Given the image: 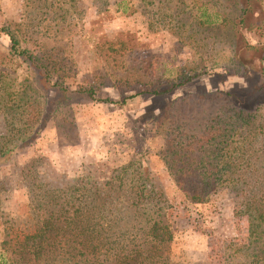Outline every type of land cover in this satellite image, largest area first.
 I'll return each instance as SVG.
<instances>
[{
  "label": "rangeland",
  "instance_id": "obj_1",
  "mask_svg": "<svg viewBox=\"0 0 264 264\" xmlns=\"http://www.w3.org/2000/svg\"><path fill=\"white\" fill-rule=\"evenodd\" d=\"M162 2L0 0V28H10L22 47L43 61L52 82L59 78L71 90L94 87L100 97L115 102L128 98L122 106L83 100L64 107L75 121L74 133H59L50 120L34 145L19 152L11 166H0V246L10 222L23 225L34 217L27 206L34 205L29 204L35 187L31 191L28 182L35 179V166L32 175L27 172V180L21 168L29 171L33 161L42 159L37 166L39 179L48 184L46 175L73 180L92 169L109 175L141 159L167 201L173 264H252L256 259L257 249L248 247L247 218L237 214L236 194L218 188L207 203L192 204L178 189L164 159L174 143L171 139L186 142L194 129L198 130L194 135L201 136L205 119L219 114L217 105L202 95L250 89L257 81V76L243 80L222 68L231 55L227 29L204 31L189 19L202 6L223 18H237L241 1ZM257 6L247 39L264 46V0H257ZM181 19L185 20L177 23ZM10 45L8 37L0 36V70L11 73L12 88L32 86L31 102L44 111L51 100L45 81L29 63L11 55ZM201 66L207 67L205 76L168 92ZM220 109L226 112L225 107ZM6 131L5 116L0 114V134Z\"/></svg>",
  "mask_w": 264,
  "mask_h": 264
},
{
  "label": "trees",
  "instance_id": "obj_2",
  "mask_svg": "<svg viewBox=\"0 0 264 264\" xmlns=\"http://www.w3.org/2000/svg\"><path fill=\"white\" fill-rule=\"evenodd\" d=\"M240 1L237 18H223L221 13L202 6L189 19L204 31L227 29L232 37L231 55L222 68L243 80L257 76V81L250 89L202 95L217 105L219 114L200 125L201 136L194 135L198 131L194 129L186 142L171 139L174 143L164 159L178 189L192 204L207 203L218 188L236 194L240 200L237 214L248 221V247L257 249L252 264H264V46L252 45L247 39V33L253 30L257 0ZM2 35L10 40L11 55L39 72L51 100L44 111L39 104L33 106L34 88H12L11 73L0 70V114L7 125L6 133L0 134V166H11L19 152L34 145L50 120L59 133H74L75 121L70 111L64 113V107L83 100L122 106L128 100L115 102L100 97L94 87L71 90L59 78L52 82L43 61L22 47L15 32L1 27ZM206 69H194L186 81H177L168 92L205 76ZM41 162L33 161L29 171L21 168V176L27 180L35 166V179L28 182L31 191L35 187V195L29 199V205H34L27 206L34 217L23 225L9 223L1 238L0 264H173L170 245L174 234L166 213L167 201L141 159L109 175L96 169L73 180L46 175L48 184L39 179L37 166Z\"/></svg>",
  "mask_w": 264,
  "mask_h": 264
}]
</instances>
